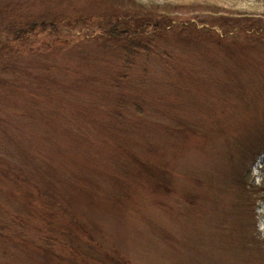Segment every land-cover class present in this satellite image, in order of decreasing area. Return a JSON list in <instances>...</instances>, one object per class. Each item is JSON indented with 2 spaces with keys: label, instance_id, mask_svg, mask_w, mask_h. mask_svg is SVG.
I'll use <instances>...</instances> for the list:
<instances>
[{
  "label": "rangeland",
  "instance_id": "obj_1",
  "mask_svg": "<svg viewBox=\"0 0 264 264\" xmlns=\"http://www.w3.org/2000/svg\"><path fill=\"white\" fill-rule=\"evenodd\" d=\"M0 48V264H264V0H0Z\"/></svg>",
  "mask_w": 264,
  "mask_h": 264
},
{
  "label": "trees",
  "instance_id": "obj_2",
  "mask_svg": "<svg viewBox=\"0 0 264 264\" xmlns=\"http://www.w3.org/2000/svg\"><path fill=\"white\" fill-rule=\"evenodd\" d=\"M81 21H83L82 23H84L87 20H86V18H84L83 20H80V22ZM138 26H141V25H138ZM31 27L33 28L34 26L31 25ZM134 28L135 29L131 28L130 31L128 29H126L132 35L131 37L126 36L127 32H123L125 30H120L116 26H113V27L111 26L108 29H106V31H108L107 34H109V38H112L114 40L113 42L115 43L114 44L115 48L117 46L118 52H120L122 55H124L126 57V67H128V65L131 63V60L133 59V58H130L131 55L137 54L138 50L150 49V45L152 43L151 42L152 38L148 39V37H144V36L142 37L140 35L138 36V38H136L135 35L137 36V34H139V32H138L139 28L138 27H134ZM155 29H158V27H156ZM25 30L30 31V29H25ZM119 44L123 45L122 49H120V47H118ZM4 45L7 46L8 49L12 46V44L7 43V42H5ZM1 47H3V45H1ZM1 49L2 48H0V53H1L0 56H3L2 57L3 60H5V59L8 60L6 54H4L5 55V57H4L3 52H1ZM127 76H128V71H125V70L120 71V78L121 79H127ZM79 79L81 80L82 78H79Z\"/></svg>",
  "mask_w": 264,
  "mask_h": 264
}]
</instances>
